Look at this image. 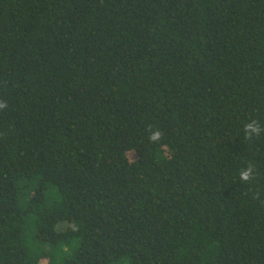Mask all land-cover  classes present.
<instances>
[{
  "label": "trees",
  "instance_id": "16d2710c",
  "mask_svg": "<svg viewBox=\"0 0 264 264\" xmlns=\"http://www.w3.org/2000/svg\"><path fill=\"white\" fill-rule=\"evenodd\" d=\"M0 101V264H264V0H0Z\"/></svg>",
  "mask_w": 264,
  "mask_h": 264
},
{
  "label": "clouds",
  "instance_id": "9594fccd",
  "mask_svg": "<svg viewBox=\"0 0 264 264\" xmlns=\"http://www.w3.org/2000/svg\"><path fill=\"white\" fill-rule=\"evenodd\" d=\"M7 107L6 102L0 101V109H5ZM246 130L250 129L253 132H257L259 133L260 128L258 125L256 124H246L245 125ZM162 136V133L160 131H157L152 137L151 140L153 142L159 140ZM251 173H252V169L248 168L247 170H244L243 172H241V180L242 181H248L251 179Z\"/></svg>",
  "mask_w": 264,
  "mask_h": 264
}]
</instances>
